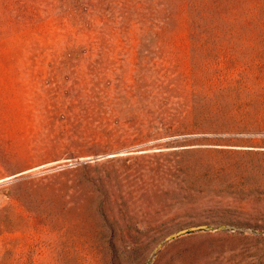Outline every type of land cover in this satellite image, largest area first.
<instances>
[{"label": "rangeland", "instance_id": "obj_1", "mask_svg": "<svg viewBox=\"0 0 264 264\" xmlns=\"http://www.w3.org/2000/svg\"><path fill=\"white\" fill-rule=\"evenodd\" d=\"M0 264H264V0H0Z\"/></svg>", "mask_w": 264, "mask_h": 264}]
</instances>
